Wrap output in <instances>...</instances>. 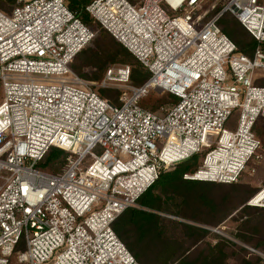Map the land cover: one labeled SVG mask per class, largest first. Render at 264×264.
I'll return each instance as SVG.
<instances>
[{
	"label": "built area",
	"instance_id": "obj_1",
	"mask_svg": "<svg viewBox=\"0 0 264 264\" xmlns=\"http://www.w3.org/2000/svg\"><path fill=\"white\" fill-rule=\"evenodd\" d=\"M68 1L0 10V264L22 239L25 264H139L113 224L163 172L206 151L183 178L232 184L264 153V49L238 54L218 26L231 14L263 44L264 0H93L85 11L150 72L134 87L129 66L107 70L119 106L70 68L96 33ZM151 92L178 102L153 113ZM52 147L57 174L36 168ZM247 205L264 208V187Z\"/></svg>",
	"mask_w": 264,
	"mask_h": 264
},
{
	"label": "trees",
	"instance_id": "obj_2",
	"mask_svg": "<svg viewBox=\"0 0 264 264\" xmlns=\"http://www.w3.org/2000/svg\"><path fill=\"white\" fill-rule=\"evenodd\" d=\"M92 1H68L69 9L78 12L81 20L96 33L94 39L76 55L70 64L71 70L84 81L98 85L110 66L126 64L130 66V84L134 87L142 86L150 78V72L85 11V7ZM15 4L16 0H0V10L11 14ZM215 14L216 10L212 16ZM218 26L235 43L238 54L252 57L258 46L261 45L264 49V43L259 44L231 14L223 15L218 21ZM97 92L112 105L121 104L122 91L101 88ZM175 102H178V98L172 94L151 92L142 100L141 105L158 114L161 106ZM237 116L238 112L235 111L231 119L235 120ZM258 129H261L260 125L255 129L256 136L260 139L262 137L259 135L260 132H257ZM204 152L206 154V151ZM205 154L202 152L179 164L174 170L163 172L137 200V207L125 210L114 222L115 233L139 264H228V259L231 257L230 246L233 244L223 239L218 240L214 245L206 242L211 233L202 227L179 224L183 237L190 241L191 247L199 243L204 245V248L193 251L184 248V241L172 239L165 234L164 221L160 213L169 212L167 211L169 201L177 202L179 206V215L176 216L203 226H219L226 219L227 213L242 211L246 214L252 213V218H243V225L237 238L254 250L264 253V213H262L264 208L245 205L248 198L264 187V181L260 188H250L248 184L185 180L183 178L185 174L194 173L202 165ZM65 157V151L52 147L37 163L36 168L43 172L57 174L65 166ZM189 203L192 204L190 208L192 212L187 211ZM196 206L201 211V215L195 212ZM25 250L26 243L22 239L10 258L9 264H13L17 252ZM238 251L239 253L247 252L252 256L242 247ZM254 257L256 260L253 264L262 262L260 257ZM237 260L239 264H250L246 259L237 258Z\"/></svg>",
	"mask_w": 264,
	"mask_h": 264
},
{
	"label": "rangeland",
	"instance_id": "obj_3",
	"mask_svg": "<svg viewBox=\"0 0 264 264\" xmlns=\"http://www.w3.org/2000/svg\"><path fill=\"white\" fill-rule=\"evenodd\" d=\"M129 1L132 3H135L134 2L135 0H129ZM138 1H141V0H138ZM213 12H212V14H213ZM212 14H210V15L212 16ZM120 66H129V65H126V64L125 65H113V66H110L109 68L120 67ZM79 78H81V77H79ZM103 79H102V81H103ZM82 80H84V79H82ZM101 82L98 85H92V84L91 85L97 91L98 89L103 88L100 86ZM103 89H114V90L122 91V89L114 88V87H108V88H103ZM0 96H1V91H0ZM168 105H169V103H167L163 106L168 107ZM161 108H162V106L160 107V111H161ZM234 121H236V119ZM225 128L232 129V124L228 123L225 126ZM257 132H260L259 135H261V137H262L260 139L263 140V142H264V130L258 129ZM203 154H205V152H203ZM170 171H172V170H170ZM2 175L7 176L8 174L5 172H2ZM263 181H264V153H262L259 158H253V160L250 161L249 166L246 167L245 171L241 174L239 181L235 184H239V185L248 184L250 188H260L262 186ZM1 184H2V182L0 180V185ZM260 190L258 189L250 198H248V200H246V202H245V205H247L248 201L253 196H255ZM178 207L179 206L177 205V202L174 203V201H169V204L167 205V208H168L167 211H169V212L160 213V216L162 217V219L164 221L163 228H164L165 234L172 239L179 240L182 242L184 241L185 242L184 248L193 251L196 249L204 248V245L199 243L196 246L191 247L190 241H188L187 238L183 237L182 229H181V226L179 225L181 223L190 224V225H193L196 227H202V228L208 230L211 233L208 236V238L205 240L208 243H211L214 245L215 243H217L218 240L223 239L225 241L230 242V244H233L232 246H230L231 257L228 259L229 260L228 264H239L240 262L237 260V258H239V260H241V258L246 259L250 264H253L256 260V259H254L255 258L254 256H258L262 259V262L257 263V264H263L264 263V253L259 252L257 250H254L251 246L244 244L243 242H241L237 238V235L240 232V228L243 225V223H242L243 218L244 217H247L248 219L252 218L251 217L252 213L249 212L246 214V212H243V211L239 212V213L238 212H234L231 214L227 213L226 219L224 220L223 223H221L217 227H210V226H203L200 223L193 222V221H190L187 219H183L179 216H176V215H179ZM191 207H192V204L189 203V206L187 207L188 212H192V209H190ZM194 208H197V206ZM171 212L174 214H172ZM195 212L198 213L199 215H201V213H200L201 211L198 208L195 210ZM262 213H264V212H262ZM209 221L213 222V220H209ZM240 247H242L246 251L250 252L252 254V256L250 254H248L247 252L239 253L238 250ZM19 253H21V251L17 252L16 256L14 257L13 264H25V263H21L19 261V259H18Z\"/></svg>",
	"mask_w": 264,
	"mask_h": 264
}]
</instances>
